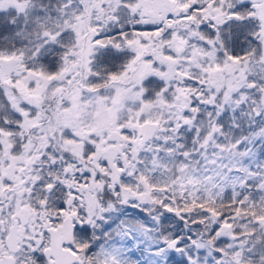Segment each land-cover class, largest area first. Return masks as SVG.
Listing matches in <instances>:
<instances>
[{
  "label": "snow or ice",
  "instance_id": "6c2138e0",
  "mask_svg": "<svg viewBox=\"0 0 264 264\" xmlns=\"http://www.w3.org/2000/svg\"><path fill=\"white\" fill-rule=\"evenodd\" d=\"M0 264H264V0H0Z\"/></svg>",
  "mask_w": 264,
  "mask_h": 264
}]
</instances>
